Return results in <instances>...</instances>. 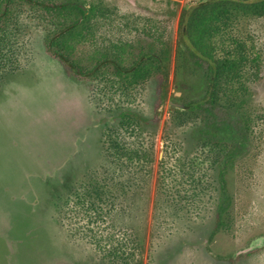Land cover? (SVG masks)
I'll list each match as a JSON object with an SVG mask.
<instances>
[{
  "label": "rangeland",
  "instance_id": "obj_1",
  "mask_svg": "<svg viewBox=\"0 0 264 264\" xmlns=\"http://www.w3.org/2000/svg\"><path fill=\"white\" fill-rule=\"evenodd\" d=\"M81 1L95 11L83 32L93 41L85 57L93 44L116 53L168 48L165 98L153 80L109 99L104 82L69 76L46 50L50 15L20 7L7 32L13 64L0 82V264H264V18L243 20L217 45L220 59L244 55L253 123L248 132L235 115L215 110L243 144L228 175L225 227L212 240L218 194L185 197L213 172L211 150L195 143L196 121L179 120L174 106L202 96L195 84L183 86V24L203 0ZM123 111L157 122L128 137L132 147L144 145L147 161L106 158L105 133ZM105 167L115 177L108 191L116 199L102 206L110 216L82 213L74 192L92 173L103 181Z\"/></svg>",
  "mask_w": 264,
  "mask_h": 264
},
{
  "label": "trees",
  "instance_id": "obj_2",
  "mask_svg": "<svg viewBox=\"0 0 264 264\" xmlns=\"http://www.w3.org/2000/svg\"><path fill=\"white\" fill-rule=\"evenodd\" d=\"M25 5L50 15L51 30L46 36V50L63 65L69 76L88 84L104 82L105 87L101 91L111 93L112 96L105 94L109 99L121 89L126 95L128 88L135 90L153 80L161 86V99L165 98L170 66L166 46L155 44L148 49L131 46L126 52L116 53L109 49L100 52L93 44L94 53L87 57L82 55L83 49H88V42L93 43L92 40L84 42L82 39L85 26L95 11L94 7L88 8L81 0H0V82L13 64L10 53L13 43L7 37V32L17 21L18 10ZM185 13L183 36L187 56L183 69L188 76L184 78L183 86L192 88L195 84L202 96L199 100L189 102L185 110L176 107V115L181 121H196L197 125L191 135L203 150H211L213 171L203 173L199 182L193 184L195 189L191 195L185 197L190 198L188 201L196 202L210 193L218 194L213 200L216 219L211 236L213 240L225 227V216L231 205L227 188L228 175L243 144L236 143L234 131L229 124L217 122L215 110L221 109L229 115H235L239 124L248 132L253 123L251 93L241 82L244 55L235 57L238 59H220L216 55L217 45L219 38L235 30L243 20L264 18V0H203ZM14 15L16 18L13 19ZM155 121L136 112L120 113L118 126L107 128L105 133L103 143L106 158L110 160L121 156L129 162L135 158L147 161L150 154L148 151L145 153L144 145L134 148L129 144L128 137H141L148 126L157 123ZM194 169H198V165ZM110 171L105 167L101 175L103 181L97 180L96 173H92L87 178L89 181H85L74 192V205L82 213L85 211L100 217L110 216L102 208L104 204L111 205L116 199L111 190L108 191L111 179L115 178L110 175ZM185 176L196 181V176L191 173ZM205 179L207 182L201 183ZM162 189L164 192L168 190L165 184ZM167 195L173 197L174 194L168 190ZM86 205L88 209H85Z\"/></svg>",
  "mask_w": 264,
  "mask_h": 264
},
{
  "label": "water",
  "instance_id": "obj_3",
  "mask_svg": "<svg viewBox=\"0 0 264 264\" xmlns=\"http://www.w3.org/2000/svg\"><path fill=\"white\" fill-rule=\"evenodd\" d=\"M174 106L177 108L184 109V110L186 109V105H183V104H175Z\"/></svg>",
  "mask_w": 264,
  "mask_h": 264
}]
</instances>
